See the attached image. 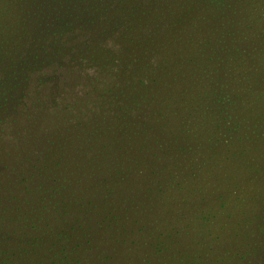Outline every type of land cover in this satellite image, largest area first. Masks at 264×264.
Instances as JSON below:
<instances>
[{
	"label": "rangeland",
	"instance_id": "1",
	"mask_svg": "<svg viewBox=\"0 0 264 264\" xmlns=\"http://www.w3.org/2000/svg\"><path fill=\"white\" fill-rule=\"evenodd\" d=\"M0 26V264H264V0Z\"/></svg>",
	"mask_w": 264,
	"mask_h": 264
},
{
	"label": "trees",
	"instance_id": "2",
	"mask_svg": "<svg viewBox=\"0 0 264 264\" xmlns=\"http://www.w3.org/2000/svg\"><path fill=\"white\" fill-rule=\"evenodd\" d=\"M1 27V26H0ZM1 30H2V27H1Z\"/></svg>",
	"mask_w": 264,
	"mask_h": 264
}]
</instances>
